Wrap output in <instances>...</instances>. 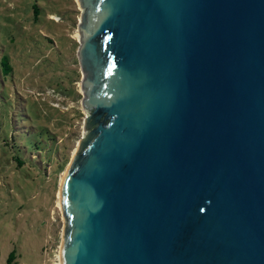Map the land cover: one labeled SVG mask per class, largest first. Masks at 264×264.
<instances>
[{"label": "water", "instance_id": "1", "mask_svg": "<svg viewBox=\"0 0 264 264\" xmlns=\"http://www.w3.org/2000/svg\"><path fill=\"white\" fill-rule=\"evenodd\" d=\"M77 3L61 264H264V0Z\"/></svg>", "mask_w": 264, "mask_h": 264}, {"label": "rangeland", "instance_id": "2", "mask_svg": "<svg viewBox=\"0 0 264 264\" xmlns=\"http://www.w3.org/2000/svg\"><path fill=\"white\" fill-rule=\"evenodd\" d=\"M33 3L45 5V22L32 23ZM80 16L77 0H0V55L8 53L14 64L5 94L12 108L0 95V264L11 250L18 264H61L65 168L56 172V164L40 154L31 159V149L17 164L12 144L19 136L12 125L22 123L12 102L28 106L27 122L56 135L69 162L85 133L76 56Z\"/></svg>", "mask_w": 264, "mask_h": 264}, {"label": "trees", "instance_id": "3", "mask_svg": "<svg viewBox=\"0 0 264 264\" xmlns=\"http://www.w3.org/2000/svg\"><path fill=\"white\" fill-rule=\"evenodd\" d=\"M32 16L31 20L32 23L37 24L40 22L46 21V7L39 6L37 3H33L31 6ZM13 68L14 64L11 61V58L8 53H3L0 55V95L2 100L7 101L8 94L7 92V79L11 78L13 75ZM77 71V70H76ZM79 73L77 71V77ZM2 87V89H1ZM12 101V100H11ZM6 103V102H5ZM9 103V106L12 108V104ZM13 106H14V114L13 116L19 119L22 123L17 124L16 120L13 123V130L16 131L17 139L14 140L12 147L19 152L13 157L18 165H22L24 161L22 160L23 157H20L21 153L29 155L28 149H31L29 157L31 159H38L40 154L44 156V160L50 164H56V172L65 168L68 161L66 160V156L64 152L60 151V144L59 141L56 140V135L51 133L48 129L44 130L41 127L36 126L33 123L27 122V117L29 116L27 105L23 108L20 107L18 104V99L15 98ZM28 115V116H27ZM26 118V119H25ZM61 154H60V153ZM18 256L16 255L15 250H11L7 256L6 264H18Z\"/></svg>", "mask_w": 264, "mask_h": 264}, {"label": "bare ground", "instance_id": "4", "mask_svg": "<svg viewBox=\"0 0 264 264\" xmlns=\"http://www.w3.org/2000/svg\"><path fill=\"white\" fill-rule=\"evenodd\" d=\"M63 176H64V174L61 175V182H62ZM61 182H60V183H61ZM59 205H60V201H59ZM59 256H60V255H59ZM59 262H60V261H59ZM60 263H61V262H60Z\"/></svg>", "mask_w": 264, "mask_h": 264}]
</instances>
